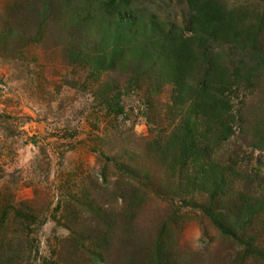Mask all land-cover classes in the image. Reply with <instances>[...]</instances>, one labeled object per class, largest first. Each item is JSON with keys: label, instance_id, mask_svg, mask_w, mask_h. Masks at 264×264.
Wrapping results in <instances>:
<instances>
[{"label": "rangeland", "instance_id": "374dc122", "mask_svg": "<svg viewBox=\"0 0 264 264\" xmlns=\"http://www.w3.org/2000/svg\"><path fill=\"white\" fill-rule=\"evenodd\" d=\"M40 1L0 0V264H264L244 256L246 240L264 254V202L243 217L250 223L240 246L194 207L207 198L186 186L197 165L186 169L173 150L161 161L150 145L187 119L186 106H171V86L130 88L129 72L120 69L113 77L124 86L122 111L114 113L95 99L84 61L67 51L82 46L75 13L47 0L54 11L41 26ZM223 1L260 26L264 56V0ZM141 2L171 15L185 8ZM9 28L15 34L6 38ZM245 60L259 76L253 83V71V84L249 76L238 85L234 133L215 144L228 182L213 203L222 214L220 202L264 200V141L253 138L264 129V60L258 67Z\"/></svg>", "mask_w": 264, "mask_h": 264}, {"label": "trees", "instance_id": "16d2710c", "mask_svg": "<svg viewBox=\"0 0 264 264\" xmlns=\"http://www.w3.org/2000/svg\"><path fill=\"white\" fill-rule=\"evenodd\" d=\"M50 1L57 7L62 1L70 6L71 14L75 13L82 46L75 50L72 46L67 51L71 58L77 55L84 61L87 80L94 84L93 95L105 107L114 113L122 111L118 97L124 86L113 77L121 74L120 69L129 72L130 88H139L147 81L151 93H158L162 86H171V106L176 111L186 106L187 119L180 116L182 120L172 123L164 141L157 138L150 145L159 152L161 161L173 150L174 156L182 157L181 165L186 169L190 164L197 165L193 173L186 175V186L191 184V190L207 198L194 207L202 210L221 234L240 246L244 244L241 231L250 222L243 217H253L264 200L242 201L233 206L220 202L216 206L225 209L226 214L214 210L216 196L228 192L223 167L216 160L215 144L225 142L234 133L238 118L232 113V96L238 85L249 76L252 83L253 71V83L259 76L253 66H247L245 58L254 61L255 67L263 63L257 35L260 26L243 20L223 0H170L185 7L180 15L162 13L167 9L159 3L151 10L141 0ZM40 3L41 7L34 6L42 26L54 8L47 0ZM14 34L9 28L6 38ZM103 74L106 77L99 82ZM255 137L263 142L264 129H254ZM191 157L195 160L191 161ZM178 189L176 186L172 192ZM229 214L233 217L226 216ZM252 247V241L246 240L244 256L264 257L261 249Z\"/></svg>", "mask_w": 264, "mask_h": 264}]
</instances>
